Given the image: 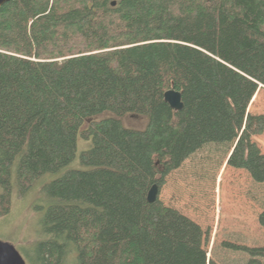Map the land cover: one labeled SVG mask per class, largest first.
Wrapping results in <instances>:
<instances>
[{
  "label": "trees",
  "instance_id": "1",
  "mask_svg": "<svg viewBox=\"0 0 264 264\" xmlns=\"http://www.w3.org/2000/svg\"><path fill=\"white\" fill-rule=\"evenodd\" d=\"M259 88L264 0L0 7V216L13 193L58 174L40 188L46 211L29 264H231L245 256L264 264V248L228 239L229 253L208 259L209 229L158 195L147 202L151 186L159 194L221 127L235 139L227 166L264 183V153L253 141L264 116L247 111ZM170 89L181 95L180 111L164 102ZM130 116L144 128L126 127ZM79 139L90 145L77 155ZM257 222L264 228V211Z\"/></svg>",
  "mask_w": 264,
  "mask_h": 264
},
{
  "label": "rangeland",
  "instance_id": "2",
  "mask_svg": "<svg viewBox=\"0 0 264 264\" xmlns=\"http://www.w3.org/2000/svg\"><path fill=\"white\" fill-rule=\"evenodd\" d=\"M257 91L256 99L250 102L247 111L264 116V88ZM123 122L134 129H142L146 124L143 118L134 116ZM253 141L264 153V133L254 137ZM234 142L228 127L213 131L199 151L166 177L158 194L165 206L193 220L202 230H210L208 259L219 252L229 253L227 239L251 248H264V228L257 222L258 215L264 211V183L256 184L245 171L227 166ZM89 145L79 139L77 155ZM69 168H79V165L76 162ZM56 176L58 174L46 177L43 183L37 182L24 195L13 193L9 213L0 216V241L11 244L26 264H29L28 255L39 239L38 221L46 211L40 188ZM65 264L72 263L68 259ZM231 264H261V260L234 257Z\"/></svg>",
  "mask_w": 264,
  "mask_h": 264
},
{
  "label": "water",
  "instance_id": "3",
  "mask_svg": "<svg viewBox=\"0 0 264 264\" xmlns=\"http://www.w3.org/2000/svg\"><path fill=\"white\" fill-rule=\"evenodd\" d=\"M11 1L12 0H0V7ZM111 5L114 6L115 3ZM163 98L164 102L167 103L173 111L177 112L182 109L183 105L179 92L170 89L164 93ZM157 195L158 186L154 184L147 193V202L154 203ZM0 264H26V262L11 244L0 241Z\"/></svg>",
  "mask_w": 264,
  "mask_h": 264
}]
</instances>
